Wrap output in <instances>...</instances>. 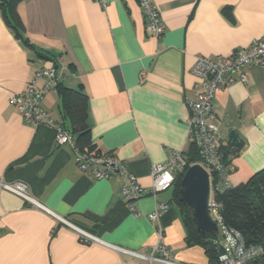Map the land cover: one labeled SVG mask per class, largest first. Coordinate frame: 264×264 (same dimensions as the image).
<instances>
[{
	"label": "crops",
	"instance_id": "1",
	"mask_svg": "<svg viewBox=\"0 0 264 264\" xmlns=\"http://www.w3.org/2000/svg\"><path fill=\"white\" fill-rule=\"evenodd\" d=\"M153 1L165 26L160 37L146 29L138 0H21L15 10L30 44L0 11V181L26 183L41 203L105 242L148 252L161 230L176 259L211 264L202 246L188 243L173 187L136 201L137 215L120 192L122 175L84 172L69 144H55L54 128L26 120L10 102L36 71L57 61L64 66L60 82L87 96L91 150L116 155L150 189L152 165L189 148L186 97L199 90L197 58L229 55L264 35V0ZM246 73V84L236 81L214 98L216 122L227 138L235 129L240 139L234 184L264 168V67ZM42 107L73 130L61 93L47 91ZM160 203L168 208L150 219ZM0 264L149 263L83 243L71 227L0 185Z\"/></svg>",
	"mask_w": 264,
	"mask_h": 264
},
{
	"label": "built area",
	"instance_id": "2",
	"mask_svg": "<svg viewBox=\"0 0 264 264\" xmlns=\"http://www.w3.org/2000/svg\"><path fill=\"white\" fill-rule=\"evenodd\" d=\"M102 1V0H100ZM146 20V29L156 37H160L165 30L162 15L153 0H138ZM252 66L264 67V35L254 39L249 45L234 50L231 54L217 57H198L193 72L198 76L197 87L199 90L186 97L190 110L188 119V144H194L201 157V164L211 178L210 211L219 226L220 241L224 252L219 256L218 264H247L264 252L261 245H247L239 231L227 227L223 222L221 203L216 194L234 185L232 181L233 166L226 164L220 153V147L228 139L216 122L217 109L214 98L218 90L236 82H248L246 69ZM64 75V66L54 64L46 66L35 72L24 91L17 92L10 97V102L28 121L34 124H44L54 128V141L56 145L69 144L74 150L77 165L84 172H90L97 179L110 178L122 175L124 182L120 192L131 210L136 211L135 202L144 195L158 192L173 186L176 177L185 173L188 168L184 150L173 151L168 159L152 165V185L150 189L140 184L137 176L125 169L124 163L114 154L101 153L94 150H81L77 145L72 132L63 124L56 121L53 116L42 107V100L47 91L56 90L58 82ZM44 79V86H38V81ZM6 190L20 196L35 208L40 209L58 221L75 230L83 243H100L118 252L126 253L132 257L144 260L149 264H188L175 258L172 250L165 244L164 235L158 231V242L150 247L147 252L143 249L133 250L124 248L101 240L74 224L70 223L53 210L37 200L30 192L29 187L23 182L2 183ZM168 208L167 203L158 204L156 210L149 214L150 219L158 216Z\"/></svg>",
	"mask_w": 264,
	"mask_h": 264
},
{
	"label": "trees",
	"instance_id": "3",
	"mask_svg": "<svg viewBox=\"0 0 264 264\" xmlns=\"http://www.w3.org/2000/svg\"><path fill=\"white\" fill-rule=\"evenodd\" d=\"M21 0H0V11L5 13L7 23L15 29L18 37L26 44H30L24 35V26L20 16L16 13L15 6ZM57 64V61L56 63ZM59 65V64H58ZM56 91L63 96L64 114L74 119L73 130L69 129L76 138L81 150L93 148L90 139V130L85 120L87 108V96L82 89H71L60 81ZM231 145L228 138L220 147V153L226 164H232V160L241 150ZM188 167L201 162L199 149L194 144L184 150ZM234 170V169H233ZM183 173H180L173 184V201L179 206L187 229V240L191 245L202 246L211 264H218L219 256L224 252L220 237L213 233L202 234L198 231L193 219V211L180 201V187ZM221 203V213L224 224L239 231L247 245H261L264 248V168L250 177L244 183L234 184L222 192L216 194ZM247 264H264V252Z\"/></svg>",
	"mask_w": 264,
	"mask_h": 264
},
{
	"label": "water",
	"instance_id": "4",
	"mask_svg": "<svg viewBox=\"0 0 264 264\" xmlns=\"http://www.w3.org/2000/svg\"><path fill=\"white\" fill-rule=\"evenodd\" d=\"M231 145L238 147L240 139L235 129L230 130ZM211 178L208 171L199 163L185 171L180 187V201L193 211V219L202 234H219V226L210 211Z\"/></svg>",
	"mask_w": 264,
	"mask_h": 264
}]
</instances>
